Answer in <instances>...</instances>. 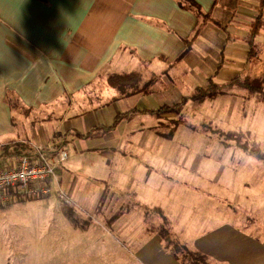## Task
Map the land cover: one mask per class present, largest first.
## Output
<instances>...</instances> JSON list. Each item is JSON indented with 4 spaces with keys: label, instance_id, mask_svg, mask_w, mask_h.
<instances>
[{
    "label": "crops",
    "instance_id": "0c3cea01",
    "mask_svg": "<svg viewBox=\"0 0 264 264\" xmlns=\"http://www.w3.org/2000/svg\"><path fill=\"white\" fill-rule=\"evenodd\" d=\"M194 1L204 15L195 38L191 36L200 19L176 0H0V154L19 144L33 152L65 149L69 159L58 165L50 186L51 193L55 189L71 203L54 208L58 213L61 206L68 209L67 220L77 230L84 229L76 207L96 212L100 226L124 235L128 243L112 251L111 258L118 259L113 264H180L164 250L159 232L149 229L143 213L140 217V208L113 215L123 209L122 202L120 197L110 201L123 193L119 177L124 172L148 169L139 154L148 147V110H156L148 101L157 95L182 101L181 67L190 74L194 91L210 80L223 86L240 79L259 83L261 92L235 85L232 93L248 92L264 100V28L255 40V55L249 43L262 0ZM156 66L161 78L170 81L165 91L148 89L147 68ZM132 72L141 75L138 86L119 91L110 85V74ZM172 77H177L176 84ZM255 124L260 132L243 128L249 133L244 146L260 148L259 154L239 161L246 166L240 173V217L250 230L223 221L189 242L216 264H264V123ZM121 146L133 150L120 154ZM250 157L256 159L253 166ZM19 159L2 157L0 166L12 168ZM126 189L132 192L128 185ZM143 207L160 209L171 227L189 228L182 224L187 208L177 212L172 224L165 205ZM147 227L148 236L141 241L137 232ZM98 257L91 253L92 261L84 258L81 264H98ZM78 260L79 255L71 264Z\"/></svg>",
    "mask_w": 264,
    "mask_h": 264
},
{
    "label": "rangeland",
    "instance_id": "374dc122",
    "mask_svg": "<svg viewBox=\"0 0 264 264\" xmlns=\"http://www.w3.org/2000/svg\"><path fill=\"white\" fill-rule=\"evenodd\" d=\"M147 69L148 89L156 91L162 88L165 91V85L170 81L161 78L160 67ZM184 69L181 67L179 82L177 77L170 79L174 84L178 82L184 86V89L181 88L182 97H190L195 88L190 84V74H186ZM231 88H225L213 98L190 101L178 114H169L162 119L148 115V147L143 150L134 148L138 153L142 150L139 154L147 159L148 169L144 173H141V168L131 169L119 177L122 187L116 188H120L123 193H115L110 201L120 197L123 209L118 211L117 208L113 215H122L126 210L137 207L140 208L137 212L141 217V213L144 215L148 210L144 205L156 203L166 206L173 224L177 212L183 214V209L187 208L182 224L189 228L173 226V231L190 246L195 235L216 223L230 221L238 226L243 225L238 203L241 201L240 173L246 166L239 161L248 154L258 155L260 150L244 146L249 143L246 141L249 133L243 131V128L252 130L251 134L261 131L258 127L256 129L255 123L256 120L264 123V105L260 106L264 100L248 92L245 93L246 97L235 95ZM164 99L157 95L153 101H148V105H154L157 110L164 105L176 104V98ZM170 120L178 121V126L169 124ZM160 122L168 123L169 127ZM157 129L165 134H174L173 139L158 136ZM118 149L120 154H129L133 150L130 146ZM248 160L251 166L256 164L254 157ZM122 161L131 162L123 156ZM127 185L132 192L126 189ZM229 186L232 188L229 189ZM106 188L103 197L108 202L109 190L113 187L110 185L109 189ZM59 195L55 189L50 195L39 198L18 193L12 197L9 205L0 206V264H71L78 255L81 259L78 264H81L84 258L86 263L92 261L91 253L99 255L98 264L117 262L118 259L111 258L112 251L121 250L128 243L127 238L120 232L100 226L96 222V212L81 210L76 206L73 208L82 216L84 230L75 229L67 220L68 209L60 205L62 210L58 213L54 208L63 203ZM242 227L248 230L251 228ZM137 234L141 241L144 240L148 236V227L144 233ZM93 240L100 242L92 244ZM87 249H90V253Z\"/></svg>",
    "mask_w": 264,
    "mask_h": 264
},
{
    "label": "trees",
    "instance_id": "16d2710c",
    "mask_svg": "<svg viewBox=\"0 0 264 264\" xmlns=\"http://www.w3.org/2000/svg\"><path fill=\"white\" fill-rule=\"evenodd\" d=\"M179 5L191 12H193L200 21L198 22V26L195 29L192 38H195L201 29V26L203 25V22L201 20L204 19V15L201 12V8L194 0H176ZM262 11L264 8V0H262ZM260 13V16L257 20V22L254 24L253 31L251 33V36L249 38V43L251 47V53L255 55L254 45L255 40L258 37L260 31L264 28V14ZM191 42V41H190ZM188 41V44H190ZM190 49H188L189 51ZM141 75L136 72L132 73H123V74H110L108 77L109 83L114 88L118 89L119 91L125 90L126 88H129L130 86H138L140 83V77ZM235 85L247 87L251 91L254 92H261L262 86L255 82V83H247L243 84L240 79H236L226 85L220 86L216 85L212 80H210L206 87L198 88L194 94H192L190 97H184L182 101L179 104L176 105H164L160 107L157 110H148V115L153 116L158 119L165 118V116L169 114H178L179 111H181L190 101H203L208 98H213L215 96L220 95L225 88H229ZM121 119V117H120ZM118 121L116 122V124ZM161 123V122H160ZM172 123L174 126H178L179 122L176 120H170L169 124ZM165 127H169L168 123H161ZM157 135L166 138L169 140H172L174 137V134H165L162 132L161 129L156 130ZM13 147H7L3 150V154H0V159L2 157L6 158H14L18 157L21 158L25 155H29L33 152L31 150L32 148H28V146L19 144L17 146H14L13 150H11ZM9 168V167H5ZM9 194L11 196H15L18 194L17 192L14 193V191H9ZM20 194V193H19ZM13 196V197H14ZM144 217L147 220V223L149 225V229L158 231L161 238H162V245L166 252L172 254L176 260L180 264H216L213 261H211L208 256L200 253L194 247L190 246L187 242L180 240L175 232L173 231V227H171L170 222L164 215V213L156 208V209H148L144 212Z\"/></svg>",
    "mask_w": 264,
    "mask_h": 264
},
{
    "label": "built area",
    "instance_id": "2783aa9c",
    "mask_svg": "<svg viewBox=\"0 0 264 264\" xmlns=\"http://www.w3.org/2000/svg\"><path fill=\"white\" fill-rule=\"evenodd\" d=\"M69 159V153L61 148H37L35 152L21 157L12 168L0 167V206H7L12 200L9 191L31 198L48 196L52 192L50 183L56 178L58 165ZM60 199L71 203L65 194Z\"/></svg>",
    "mask_w": 264,
    "mask_h": 264
}]
</instances>
